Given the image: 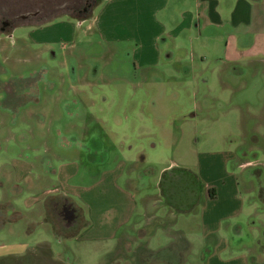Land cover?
<instances>
[{
	"label": "rangeland",
	"instance_id": "rangeland-1",
	"mask_svg": "<svg viewBox=\"0 0 264 264\" xmlns=\"http://www.w3.org/2000/svg\"><path fill=\"white\" fill-rule=\"evenodd\" d=\"M74 1L69 9L51 11L80 18L77 10L89 12L93 3ZM84 26L72 28L73 40L61 41V46L29 42L27 26L0 30V264H172L166 251L159 254L162 263L153 261L148 250L181 243L175 234L188 242L179 264H200L211 244L201 235L198 210L171 211L158 202L157 183L159 173L170 166L197 175V157L206 154L212 157L199 163H215L213 177L232 173L243 202L237 221L241 230L226 239L230 244L220 253L244 256L246 264L264 261V208L257 199L258 190L264 192L263 64H227L218 71L215 48L206 52L192 45L188 53L185 45L171 62L131 72L126 43L105 42L95 32L85 33ZM141 72L148 80L142 87L104 82L115 75L137 82ZM90 142H100L105 150L96 156L105 155V160L86 163L93 156ZM51 152L61 160L77 155L83 181L96 177L99 168L124 163L118 182L130 188L136 209L124 229L123 245L114 240L109 252L94 254L104 244L69 236L88 222L83 208L74 205L73 213L67 198L49 195L38 203L47 211L42 220L37 203L28 201L32 189L15 180L9 162L28 157L35 164L33 155L48 159ZM243 160L254 161L239 168L237 161ZM210 188L216 191L214 185ZM233 221L219 220L215 234L224 235L223 227ZM116 247L117 256L109 261Z\"/></svg>",
	"mask_w": 264,
	"mask_h": 264
},
{
	"label": "crops",
	"instance_id": "crops-1",
	"mask_svg": "<svg viewBox=\"0 0 264 264\" xmlns=\"http://www.w3.org/2000/svg\"><path fill=\"white\" fill-rule=\"evenodd\" d=\"M25 15L27 18L23 19L21 16L16 19L17 23L5 29L10 28V32L12 28L27 26L30 28L29 42L41 46L55 43L61 46L63 45L61 41L73 40L72 28L85 22L83 29L85 33L95 32L105 42L126 43L124 46L130 56L131 72L153 67L160 61L171 62L173 55L179 53L185 45L188 53H192V45L206 52H209L210 48H215V53L219 54L215 58L218 61V71L225 69L227 64L264 66V0H100L93 6L90 16L86 19L78 20L64 10L47 12L33 20L35 15L30 13ZM71 20L74 22L71 23ZM199 55L203 57L204 54ZM261 70L264 71L263 68ZM144 75L147 74L141 72V76ZM136 81L115 75L104 82H108L109 86L142 87L148 80L145 76ZM85 83L87 86L94 85V81ZM67 85L70 88L74 87L73 83ZM125 94L127 97L128 92ZM129 95V100L132 101L133 94ZM66 143L64 142L65 145ZM90 143L93 145L88 150L93 151V156L88 157L86 163L98 164L105 160L107 157L103 153L102 157L96 156L97 151L105 150L100 146V142ZM62 148L69 149L66 146ZM51 149L56 147L53 146ZM40 155L41 153L33 155L35 164L29 162L31 159L28 157L12 159L9 164L13 167L15 180L23 182L25 189H32L33 195L29 196L28 201L37 203L39 209L37 212L41 214L42 220L47 211L44 209L43 213L40 206L47 196L67 198L73 213L74 205L76 208L77 205L83 208L88 222L79 234L69 236L76 240L85 238L94 240L97 245L104 244V248L94 254L109 252L111 245L113 248L114 240L117 241L116 244L123 245L124 229L136 209L135 198L130 188H125L118 182L124 163L118 161L111 167L99 168L96 177L83 181L78 178L80 168L77 155H69L62 160L53 152L48 159ZM211 157L207 154L197 157V175L202 184L199 202L192 210L186 212L198 210L201 235L211 244L210 251H207L203 260L197 261L200 264H246L244 256H225L220 253L228 247V243L230 244L227 243L230 235H237L241 230L240 222L237 221L243 212V202L236 196V177L232 173L225 171V177L222 174L213 177L215 163H199V159L206 161ZM253 161H237V166L243 168ZM175 167L177 166L166 167L162 171ZM41 183L45 184V189L41 187ZM212 185L216 191L213 198H209L207 189ZM260 189L258 192L262 191ZM157 191L158 202L167 206L161 200L158 186ZM258 192L257 199L264 208V192L262 194ZM168 209L171 210L169 207ZM16 214L19 217L20 214ZM222 218H232L235 221L223 227L224 231L226 229L224 235L217 236L215 232L219 225L216 224ZM121 230L120 235L118 232ZM172 243L148 251L155 252ZM117 252L118 247L109 261L117 256ZM258 264H264V261L261 260Z\"/></svg>",
	"mask_w": 264,
	"mask_h": 264
},
{
	"label": "trees",
	"instance_id": "trees-1",
	"mask_svg": "<svg viewBox=\"0 0 264 264\" xmlns=\"http://www.w3.org/2000/svg\"><path fill=\"white\" fill-rule=\"evenodd\" d=\"M99 1L100 0H93V3L89 8V12H85V9H83V7H80V9H78L77 11H79L81 15L80 18L77 19L80 20L88 18L91 14L93 6ZM81 10H83V12ZM157 186L162 202L169 208H171L174 212L183 213L190 211L199 202L200 189L202 184L197 175H195L190 170L175 167L167 169L160 173ZM261 192L263 193V191ZM214 194L215 192L213 188L207 189V195L209 198H213ZM180 198H182L183 200ZM1 220L3 221V219L0 217V223L2 222ZM55 229L56 227L53 230L54 234H56ZM56 235L59 236L58 234ZM175 236L177 237V239L180 238L182 240L181 243H176L175 241L164 249L162 248L155 252L148 251V256L152 260L155 259L153 261H160L162 263L169 261L172 262V264H179V261H182L181 254L186 251L185 249L188 248V244L187 241L181 236V234L180 236L175 234ZM163 251H166L168 253V256L170 255L166 259V261L159 258V254L163 253Z\"/></svg>",
	"mask_w": 264,
	"mask_h": 264
},
{
	"label": "flooded vegetation",
	"instance_id": "flooded-vegetation-1",
	"mask_svg": "<svg viewBox=\"0 0 264 264\" xmlns=\"http://www.w3.org/2000/svg\"><path fill=\"white\" fill-rule=\"evenodd\" d=\"M75 3L74 0H60L54 4L53 0H23L19 5L18 0H0V29L13 26L17 23L16 19L25 13L35 15L36 18L59 6L69 7Z\"/></svg>",
	"mask_w": 264,
	"mask_h": 264
},
{
	"label": "water",
	"instance_id": "water-1",
	"mask_svg": "<svg viewBox=\"0 0 264 264\" xmlns=\"http://www.w3.org/2000/svg\"><path fill=\"white\" fill-rule=\"evenodd\" d=\"M22 18L25 19V18H27V16H26L25 14H23V15H22Z\"/></svg>",
	"mask_w": 264,
	"mask_h": 264
}]
</instances>
